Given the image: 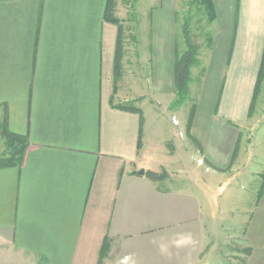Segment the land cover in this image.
Returning a JSON list of instances; mask_svg holds the SVG:
<instances>
[{
	"label": "crops",
	"instance_id": "0c3cea01",
	"mask_svg": "<svg viewBox=\"0 0 264 264\" xmlns=\"http://www.w3.org/2000/svg\"><path fill=\"white\" fill-rule=\"evenodd\" d=\"M212 1L216 34L208 50L215 52L221 39L222 50L214 54L226 65H250L244 78L249 100L243 108L231 101L228 112L227 100L239 95L236 84L223 95L224 66L209 115L196 104L186 133L202 160L223 170L239 139L224 123L229 140L210 139L209 127L223 111L241 120L252 102L263 56L264 0ZM107 4L0 0L1 122L29 139L22 166L0 170V264H202L207 255L212 262V240L203 241L207 215L192 182L181 181L195 174L178 160L184 156L190 164L193 143L185 146L187 155L183 139L170 150L171 139H153L150 131L176 97L177 0L152 8L150 38L132 58L123 47L119 78V25L106 20ZM131 102L141 113L122 108ZM162 170L168 187L146 174ZM244 234L251 250L243 264H264V192Z\"/></svg>",
	"mask_w": 264,
	"mask_h": 264
},
{
	"label": "rangeland",
	"instance_id": "374dc122",
	"mask_svg": "<svg viewBox=\"0 0 264 264\" xmlns=\"http://www.w3.org/2000/svg\"><path fill=\"white\" fill-rule=\"evenodd\" d=\"M191 1L177 0L176 40L179 51L184 52L186 45L182 27L185 19L189 17L193 42L200 49L199 65L193 69L194 79L190 84L192 99L174 109L175 111L172 109L168 112L163 111V123L152 124L150 131L153 139H158L157 134H161L162 139H171V144H168L170 150H175L172 144L176 145L174 143L177 140L183 139L182 149L187 155L189 153L185 146L190 142L193 143L190 164L184 160V156H179L178 160H181V165L185 171H187L188 166L191 171L195 169V174L191 172V175L194 174L191 181L184 177L181 181L182 184L185 182L190 185L192 182V188L201 203V212L207 215L208 225H206L203 241L209 243L210 239L212 240L213 244L209 246V249L213 250V257L211 262L209 255H207V259L206 256H203L202 264H243L251 250L244 234L247 220L251 216L255 200L264 186V74L261 77L260 90L255 93L254 98L252 97V102H250L249 108L244 112V117L241 120L238 119L237 113L232 116L229 115L230 118H235L233 121L227 119L228 113L220 111L221 106L222 110L226 109L224 104L216 109V116H219L220 112L223 115L218 118L212 116L211 126L209 127L210 139H225V142L229 140L231 133H228L224 125L227 124L228 129L234 132L232 139H239V141L231 164L226 169L210 168L208 163L200 157L199 146L195 145L196 143L192 142L186 133L192 105L198 104L197 106H199L202 114L209 115L210 104H212L215 94L218 92H216V89L218 90L220 72L222 73L225 66L226 77L224 83L226 89H224L223 95H228L235 84L238 87H236V95H239V98L233 100L229 98L227 100L228 112L232 103H235L239 108L243 104L247 106L249 95H247L246 88H244V78L248 74L250 65H236L234 63L226 65L227 59L224 63L218 55L214 54L222 50L218 47L221 39L218 40L215 46V52L208 50L210 49L207 48L208 39L213 40L216 34L215 23H208L207 16L202 12L201 6L197 2L192 3ZM162 4L163 0H116L114 14L120 20L122 47L125 46L124 51L130 58L134 57L140 42L143 40L144 43L145 38H150L151 10L154 7H161ZM167 35L168 32H166V37ZM222 80L221 83H223ZM221 83H219V89ZM246 96L248 99H246ZM131 103L133 104V102ZM221 103L219 102V104ZM1 116L0 125H2ZM173 116L179 121L178 125L173 122ZM207 125H209V122ZM0 136L3 138L0 139L1 154L5 150L6 141L1 127ZM194 165L196 168H194ZM158 174L164 179L156 181L161 182L165 187L171 185L166 178V176H169L168 172L162 170ZM180 184V182H176V185L172 186L177 187ZM203 241L202 244H204Z\"/></svg>",
	"mask_w": 264,
	"mask_h": 264
},
{
	"label": "trees",
	"instance_id": "16d2710c",
	"mask_svg": "<svg viewBox=\"0 0 264 264\" xmlns=\"http://www.w3.org/2000/svg\"><path fill=\"white\" fill-rule=\"evenodd\" d=\"M191 2L192 3L197 2L201 6L202 12L207 16L208 23H213L215 21L216 11L212 0H192ZM115 5H116V0H108L105 18L106 20L119 25V34H118L117 50H116V58H115V73H116V78H119L122 73L123 45L121 38L120 20L114 14ZM182 31L184 34L186 49L184 52H180L178 48L176 49V59L174 66L176 97L171 104L172 109H177L180 106H182L187 100L192 99L190 84L193 82L194 79L193 69L199 65L200 49L193 42L191 36V25H190L189 17L185 19L182 27ZM212 43L213 40L209 38L207 48H210L212 46ZM263 64H264V52H263L260 70L258 72L253 98L255 97V93H258L260 90V81H261V77L264 74ZM122 108L123 109L129 108L132 109L133 111L141 113V111L138 108H134L132 103L122 105ZM195 110H196V104H193L192 110L188 117V123H187L188 129L191 126ZM3 123H4L3 126L2 125L0 126L6 138V141H5V150L3 153L0 154V170L10 167H20L24 162L25 154L29 145V139L26 135L17 134L8 131L5 119ZM140 146H141V139H139L138 148ZM146 174L155 181L158 179H162V176H160L158 173L147 172ZM263 180H264V175H263ZM263 192H264V186L260 190L259 196H261ZM107 250H108V245L107 243H105L102 249V257L103 255L106 254Z\"/></svg>",
	"mask_w": 264,
	"mask_h": 264
},
{
	"label": "built area",
	"instance_id": "2783aa9c",
	"mask_svg": "<svg viewBox=\"0 0 264 264\" xmlns=\"http://www.w3.org/2000/svg\"><path fill=\"white\" fill-rule=\"evenodd\" d=\"M173 122L178 125L179 124V121L176 119V117H173Z\"/></svg>",
	"mask_w": 264,
	"mask_h": 264
},
{
	"label": "water",
	"instance_id": "95a60500",
	"mask_svg": "<svg viewBox=\"0 0 264 264\" xmlns=\"http://www.w3.org/2000/svg\"><path fill=\"white\" fill-rule=\"evenodd\" d=\"M141 173H143V172H141Z\"/></svg>",
	"mask_w": 264,
	"mask_h": 264
}]
</instances>
